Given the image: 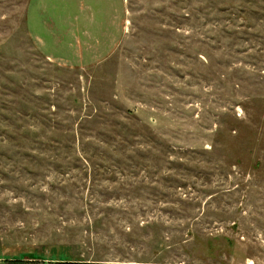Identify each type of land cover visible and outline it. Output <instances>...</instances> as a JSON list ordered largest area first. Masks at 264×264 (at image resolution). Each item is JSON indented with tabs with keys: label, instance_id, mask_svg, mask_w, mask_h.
<instances>
[{
	"label": "rangeland",
	"instance_id": "rangeland-1",
	"mask_svg": "<svg viewBox=\"0 0 264 264\" xmlns=\"http://www.w3.org/2000/svg\"><path fill=\"white\" fill-rule=\"evenodd\" d=\"M0 264H264V0H0Z\"/></svg>",
	"mask_w": 264,
	"mask_h": 264
}]
</instances>
